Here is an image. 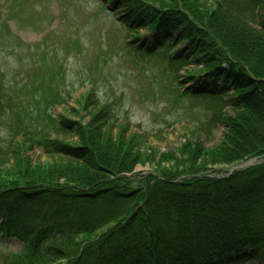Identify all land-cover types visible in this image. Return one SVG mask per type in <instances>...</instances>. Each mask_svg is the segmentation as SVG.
Segmentation results:
<instances>
[{"label":"trees","instance_id":"16d2710c","mask_svg":"<svg viewBox=\"0 0 264 264\" xmlns=\"http://www.w3.org/2000/svg\"><path fill=\"white\" fill-rule=\"evenodd\" d=\"M122 1L126 22L154 32L150 45L137 38L141 53L177 31L186 45L164 56L169 67L202 66L186 76L188 89L222 104L213 121L218 143L205 144L194 126L157 157L106 104L90 107L88 94L87 122L56 123L74 143L43 140L44 163L19 148L0 157V235L22 244L5 263L264 264V161L227 176L211 172L264 155V0ZM146 162L151 173H132Z\"/></svg>","mask_w":264,"mask_h":264},{"label":"rangeland","instance_id":"374dc122","mask_svg":"<svg viewBox=\"0 0 264 264\" xmlns=\"http://www.w3.org/2000/svg\"><path fill=\"white\" fill-rule=\"evenodd\" d=\"M104 7L99 0H0V151L23 138L35 143L43 129L73 142V135L52 126L47 115L77 120L74 110L88 92L109 104L116 122L129 123L130 134L143 136L142 149L150 152L152 146L157 157L183 143L194 126L206 133L205 144L218 143L221 128L213 126L218 99L179 96L189 85L186 74L201 66L190 63L188 71L181 66L173 79L161 54L137 58L126 43L133 30L116 19L120 8ZM25 154L31 162L49 160L37 145ZM5 162L12 166L10 158ZM149 168L146 162L135 170ZM213 170L223 173L226 167ZM20 248L17 240L0 237V264Z\"/></svg>","mask_w":264,"mask_h":264}]
</instances>
